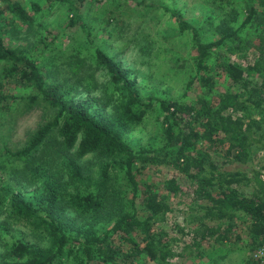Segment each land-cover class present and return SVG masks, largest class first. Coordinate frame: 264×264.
Returning <instances> with one entry per match:
<instances>
[{
    "label": "trees",
    "instance_id": "16d2710c",
    "mask_svg": "<svg viewBox=\"0 0 264 264\" xmlns=\"http://www.w3.org/2000/svg\"><path fill=\"white\" fill-rule=\"evenodd\" d=\"M45 1L64 4L71 13L69 23L88 34L80 11L94 0ZM214 1L220 14L212 41L204 40L199 27L179 11L169 10L179 30L190 33L193 72L186 87L198 84L194 98L186 99V93L179 98L142 96L132 70L95 46L90 62L105 71L111 88L75 102L62 84L46 82L31 52L5 42L15 24L30 26L34 17L19 0H0L3 77L35 91L26 98V107L41 103L52 111L21 148L6 149L7 159L23 163L16 176L33 186L35 195L25 198L20 188L0 185V214L6 222H24L34 239H2L0 264H53L67 258L171 264L174 256L200 257L214 241L239 239V222L250 237L247 249L259 244L264 175L229 167L246 163L251 152L264 155V0H240L241 5L239 0ZM31 9L40 7L33 4ZM237 53L250 55L249 64L229 59ZM73 58L66 64L90 57ZM217 77L227 85L222 87ZM7 97L0 92V100ZM151 109L158 111L154 140L135 147L126 135ZM162 165L172 168L163 180L136 181L141 169ZM112 171L122 181L119 193L109 188ZM177 195L190 201L186 227L174 223L189 239L175 252L178 239L163 222Z\"/></svg>",
    "mask_w": 264,
    "mask_h": 264
},
{
    "label": "rangeland",
    "instance_id": "374dc122",
    "mask_svg": "<svg viewBox=\"0 0 264 264\" xmlns=\"http://www.w3.org/2000/svg\"><path fill=\"white\" fill-rule=\"evenodd\" d=\"M34 17L32 24H15V28L6 35L10 46L21 45L32 53L39 65L44 79L49 84H62L63 89L73 101L98 96V92L111 88L109 78L104 70L90 62L91 49L100 47L109 57L132 70L137 88L142 96L155 94L165 98H194L198 91L195 82L191 89L186 83L191 74L190 33L180 31L169 10L179 11L184 20L199 27L201 37L212 41L217 37L215 29L219 20V9L214 0H94L90 5L81 7V21L87 26L83 32L78 25H71L64 4L45 0H19ZM36 4L39 11H33ZM241 5V1H237ZM241 8V7H239ZM90 57L81 59L70 66L66 62L73 57ZM72 57V58H71ZM229 59L242 65L249 64L251 57L232 54ZM4 64L0 61L1 91L10 97L0 100V185L8 186L14 191L20 190L23 196L33 198L35 190L27 185L25 179L16 176L23 163L8 158L6 149L14 151L21 148L29 133L42 123L52 111L41 103L26 107V98L35 91L31 88L15 86L3 77ZM220 85L226 81L217 77ZM113 104V102H111ZM47 116V117H46ZM158 125V111L151 109L144 121L135 129L128 131L126 140L131 145L143 146L154 140ZM230 169L242 171H259L264 175V155L261 151L251 152L244 164L231 165ZM15 171V174L14 172ZM172 172L171 166H148L136 174V181L158 182ZM122 181L115 172L110 174L109 188L112 192L121 190ZM141 186V183H138ZM179 202V203H178ZM189 199L176 196L172 199L173 211L168 213L163 226L178 240L174 243L177 252L188 235L181 236L175 224L185 226L184 221ZM0 242L14 237L34 239L33 231L24 222L9 223L0 214ZM235 234L239 239L231 242L214 241L204 246L203 254L193 259L174 256L171 264H246L252 261V250L247 249L250 237L245 224L239 222ZM5 243V242H3ZM53 264H102L99 261L88 263L73 258L64 259ZM143 264H155L146 261Z\"/></svg>",
    "mask_w": 264,
    "mask_h": 264
},
{
    "label": "built area",
    "instance_id": "2783aa9c",
    "mask_svg": "<svg viewBox=\"0 0 264 264\" xmlns=\"http://www.w3.org/2000/svg\"><path fill=\"white\" fill-rule=\"evenodd\" d=\"M252 251V261L256 264H264V235L260 238L259 244Z\"/></svg>",
    "mask_w": 264,
    "mask_h": 264
}]
</instances>
